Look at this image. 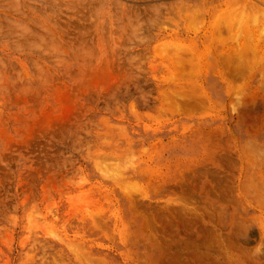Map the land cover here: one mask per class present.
Segmentation results:
<instances>
[{
	"label": "rangeland",
	"instance_id": "obj_1",
	"mask_svg": "<svg viewBox=\"0 0 264 264\" xmlns=\"http://www.w3.org/2000/svg\"><path fill=\"white\" fill-rule=\"evenodd\" d=\"M199 1L0 0V264H264V79L163 72Z\"/></svg>",
	"mask_w": 264,
	"mask_h": 264
},
{
	"label": "bare ground",
	"instance_id": "obj_2",
	"mask_svg": "<svg viewBox=\"0 0 264 264\" xmlns=\"http://www.w3.org/2000/svg\"><path fill=\"white\" fill-rule=\"evenodd\" d=\"M240 2L243 3L244 7H248L246 6L248 4L250 6L248 10L252 9L257 13L261 12L260 8L256 7V4H246L244 0H202L198 3L194 2V4H188L187 6H185L186 4L182 5V7L179 8L181 11H186L187 16L191 15L197 21L202 19L203 22H206L205 37L201 45L196 44L195 47H191L192 54L190 55V59H185L186 61L184 60V63L183 59H178L175 65H167L164 67L165 69H163V72L168 71L170 73L167 79L174 80L175 72L183 68L184 64H187L184 67L186 68L189 63H195L196 59L198 60L197 66L203 65L205 67L219 65L222 70L224 69L225 72L223 71V73H226V75L228 73L229 76L232 72L241 73L244 76L242 79H245L243 81L247 80L249 82L264 79V29H258L256 27L259 26L253 24L256 27H238L236 30H233L232 23L228 22L231 16L230 7ZM257 2H261L260 4H262L263 0H257ZM170 22L172 23L171 20ZM229 35L231 38H229ZM224 36H228V39ZM128 64H130L129 61ZM181 65H183V67H181ZM188 68L191 67L189 66ZM191 69H189L191 71L190 73L195 71V68H193L194 71ZM197 71L192 73L194 78L197 77L195 75H199ZM186 72H188V70ZM190 73H186L185 75L189 74L188 76H192ZM223 73L220 71V74ZM221 76H224V81L235 80V78L229 79V76L227 78L225 75H220L219 78H221ZM179 79L181 80V78ZM242 79H237V82L238 80L243 82Z\"/></svg>",
	"mask_w": 264,
	"mask_h": 264
}]
</instances>
